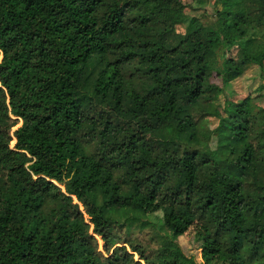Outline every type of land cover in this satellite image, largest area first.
<instances>
[{
    "label": "trees",
    "instance_id": "1",
    "mask_svg": "<svg viewBox=\"0 0 264 264\" xmlns=\"http://www.w3.org/2000/svg\"><path fill=\"white\" fill-rule=\"evenodd\" d=\"M161 11L158 41L125 33ZM212 13L0 0V264H143L133 252L145 264H198L177 241L194 222L203 264H264V81L241 99L198 105L250 65L263 71L264 0H214ZM232 47L237 59L226 56ZM95 61L102 67L85 81ZM137 64L149 84L129 78ZM213 71L221 86L208 81ZM178 99L217 125L188 131L186 115L168 126L171 140L153 141L171 152L133 153ZM248 185L261 192L246 211ZM157 211L162 222L151 220ZM132 226L151 227L147 239Z\"/></svg>",
    "mask_w": 264,
    "mask_h": 264
},
{
    "label": "rangeland",
    "instance_id": "2",
    "mask_svg": "<svg viewBox=\"0 0 264 264\" xmlns=\"http://www.w3.org/2000/svg\"><path fill=\"white\" fill-rule=\"evenodd\" d=\"M214 0H205V2L198 1V0H142V6L150 5V4H156L157 9L162 6V9L167 7L168 10H173V8H176V11L185 16L189 15H201L203 19H207L208 21H212L215 18V15L212 13V5ZM164 11L157 12V15H154L151 18L150 23L145 28H137L133 26L131 23H128L125 26V33L128 35H131L135 39H138L139 41H152L156 42L159 40V31L163 28V25H165L162 22V18H165L166 13L163 15ZM161 18V19H160ZM183 30V27L180 25H176L172 29V33L180 32ZM260 42L261 47H264V38L262 35L264 34V28L260 27ZM238 50L236 47H232L230 50L226 51L227 58L237 59L238 57ZM147 63V62H146ZM102 67L101 64H98L96 61L90 68L88 67L85 77V81L91 82L95 77L97 76V71ZM132 69H134L133 72H128L129 78H134L137 84H149V79L145 75V71L141 70V66L138 64L136 66H132ZM85 74V73H83ZM123 77L126 79L128 75L126 73H122ZM208 81L214 84H217L218 86H221V79L219 76L213 71L211 73V76H209ZM264 81V69L263 71L259 68L258 65H250L241 75H239L237 78H235L233 81L228 83L225 87H223V91L220 93L214 92L206 93L203 95L202 99L198 102V105H212L216 106V104L220 105L224 102H227L229 100H238L244 97L248 93L254 92L260 84ZM120 84L122 81L119 82ZM136 94V93H135ZM257 102L261 105H264V95L261 97H257ZM143 104V103H142ZM197 105V104H196ZM133 113V112H132ZM186 115H191L193 117L192 122L193 126L190 129H187L188 131H200V130H207L208 128H214L217 123L218 119L215 116H204L203 114L198 113V110L195 109V106L187 101L178 99L176 106L174 110L171 112L170 116L161 122L158 127L155 130H148L144 134V138L140 139V142L138 143V146L134 147L133 153L136 152H146L151 154V156L155 155H165V153L171 152L170 147H165L163 145L159 146L155 144V140H160L162 142H165L166 139L171 140L170 133L168 132V126L169 125H176L179 120L186 117ZM21 124V121H19L15 127H18ZM153 141H155L153 143ZM11 146L14 145V141L12 140L10 143ZM112 163L110 158L107 160V164ZM118 167V166H116ZM261 191L257 188H255L253 185H248L246 189L245 194V202H244V209L246 211L252 209L253 207V198L259 194ZM71 204L76 205L79 210L82 209L81 205L77 202L75 197H71ZM52 206V203L47 205V208H50ZM85 223L88 224V233L93 234L92 232V225L90 224L88 218L85 214H83ZM151 220L156 222H162V213L160 211H157L156 213L152 214ZM196 222L192 223V225L187 229L185 233L180 235L177 238L178 243L180 244L182 250L186 255L194 257L195 261H197L198 264H203L201 259V249L199 247V242H197L194 238V229H195ZM162 227V226H161ZM151 227H144V228H138L136 226L131 227V235L134 237L136 236L139 240L144 241L147 239L148 231ZM225 235V234H223ZM96 238V245L97 250L103 251L102 246V240L94 236ZM134 257L136 260L141 261V263L145 264L143 260L139 259V255L135 252H133ZM222 260L216 261L215 264H219Z\"/></svg>",
    "mask_w": 264,
    "mask_h": 264
}]
</instances>
